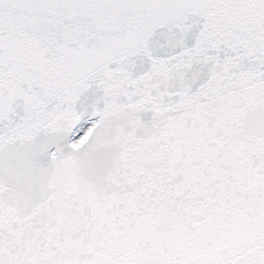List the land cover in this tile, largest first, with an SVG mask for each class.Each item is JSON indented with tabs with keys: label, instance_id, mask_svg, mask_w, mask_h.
<instances>
[{
	"label": "snow or ice",
	"instance_id": "6c2138e0",
	"mask_svg": "<svg viewBox=\"0 0 264 264\" xmlns=\"http://www.w3.org/2000/svg\"><path fill=\"white\" fill-rule=\"evenodd\" d=\"M0 264H264V0H0Z\"/></svg>",
	"mask_w": 264,
	"mask_h": 264
}]
</instances>
